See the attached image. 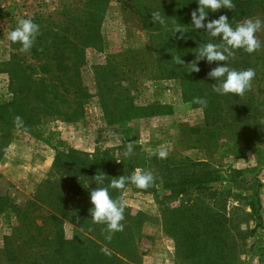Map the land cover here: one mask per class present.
I'll use <instances>...</instances> for the list:
<instances>
[{"label": "rangeland", "instance_id": "1", "mask_svg": "<svg viewBox=\"0 0 264 264\" xmlns=\"http://www.w3.org/2000/svg\"><path fill=\"white\" fill-rule=\"evenodd\" d=\"M61 1L0 0V104L12 96L3 63L18 52L9 46V33L20 20L50 13ZM117 1L112 0L101 26L103 51L86 53L81 74L91 98L83 114L72 122L58 115L43 117L34 133L12 130L0 155V195L18 208L31 200L49 173L57 141L88 154L108 150L116 159L139 153L140 163L148 167L143 170L156 177L155 193L126 187L120 199L133 215L145 217L138 242L141 264H264V50L252 56L256 76L252 91L242 97V106L249 109L245 122L238 117L217 118L214 108L206 116L202 108L184 101L176 80L135 75L129 79L137 89H131L129 98L142 110L132 119L109 124L97 97L94 67L103 66L110 55L146 42L144 34L124 18V6ZM255 3L256 12L248 19L264 21V0ZM257 37L264 43V29ZM17 54L25 65L35 64L29 54ZM121 101L110 99L106 104L113 109L125 104ZM129 142L133 153L126 157L122 148ZM161 145L169 154L154 170V156L160 158L151 153ZM185 176L200 181L199 188L172 196L165 185ZM13 217L9 212L0 215V248L2 236L11 232ZM64 230L71 238V225Z\"/></svg>", "mask_w": 264, "mask_h": 264}, {"label": "trees", "instance_id": "2", "mask_svg": "<svg viewBox=\"0 0 264 264\" xmlns=\"http://www.w3.org/2000/svg\"><path fill=\"white\" fill-rule=\"evenodd\" d=\"M117 2L124 6V18L136 31L144 34L146 42L110 55L103 66L94 67L97 97L107 123L132 119L142 110L129 98L131 89H137L136 82L129 79L135 75L178 81L185 102L202 108L191 102L196 97L207 100V107L202 108L206 116L212 112L208 110L214 108L218 112L217 118L224 115L226 120L234 121L238 117L245 122L248 119L249 109L242 106V97L213 91V84L220 83L208 77L209 71L217 67L215 62L209 64L206 59L201 60L197 64L200 72L188 73L186 65L196 59L199 46L209 42L223 43L220 38H213L192 25L191 12L199 7L198 0ZM232 2L234 10L209 12L208 20L226 15L235 28L254 16L255 0ZM111 3L112 0H62L52 12L31 17L40 26V35L29 53H22L19 50L21 45L9 40V46L22 55L29 54L35 64L25 65L18 52L3 63L10 77L12 96L0 104V155L10 142L12 130L34 133L43 117L58 115L63 121L72 122L83 114L91 95L83 84L82 68L86 65L89 49L97 53L103 51L101 26ZM157 11L164 18V24L153 22L151 14ZM177 27L182 28L183 39L178 38L180 33L175 34ZM253 55L242 49L235 50V55L226 62L227 66L237 71L252 68ZM177 57L185 65L177 64ZM110 99L122 100L125 104L110 109L106 104ZM16 116L22 118V124L14 121ZM53 152L46 179L23 207L18 208L6 195H0V215L9 212L14 216L10 234L2 236L0 264H141L138 242L145 223L143 214L137 212L133 215L125 208L124 231L115 233L111 241L105 239L106 225L93 223L90 215L93 207L90 192L96 187H108L112 198L120 199L124 190L112 189L111 179L123 175L130 177L137 168L148 169L147 165L140 163L141 155L136 153L137 158L124 159L121 156L116 159L108 150L88 154L61 141L56 142ZM153 162L156 170L165 159L157 161L154 156ZM101 173L107 178L99 185L93 177ZM199 183L195 178L185 176V179L165 186L172 196H177L196 191ZM134 186L131 182L126 185ZM147 190L155 193V186ZM66 224L72 227L71 238L65 234ZM103 248H107V254L101 251Z\"/></svg>", "mask_w": 264, "mask_h": 264}, {"label": "clouds", "instance_id": "3", "mask_svg": "<svg viewBox=\"0 0 264 264\" xmlns=\"http://www.w3.org/2000/svg\"><path fill=\"white\" fill-rule=\"evenodd\" d=\"M199 7L191 12L192 25L197 30L206 31L207 35L213 38H220L223 43H206L199 46L196 59L187 64L189 67V74L199 73L200 68L197 66L198 62L205 60L209 63H216L217 67L213 68L208 73V77L216 81L218 84H213V91L220 95L232 94L237 97H244L246 93L252 91L253 81L256 76L254 69L237 71L230 69L227 66V61L235 55V50H244L248 54H255L264 50V43L257 37V33L264 29V21L259 18L248 19L243 23L237 25L235 28L229 23L226 15H220L218 19L208 20L209 12H217L221 9L232 11L235 9V4L232 0H198ZM153 22L164 24L165 20L160 12H153ZM208 20L207 23L205 21ZM180 33L179 39L184 38L182 28L177 27L175 34ZM40 35V26L34 23L31 18L22 19L18 26L12 30L8 39L13 43L21 45L20 51L22 53H29L35 44L36 38ZM176 63L185 65V62L180 58H176ZM191 103L207 107V100L196 97ZM14 121L22 124V118L16 116ZM133 153V143L129 142L127 150L124 155L131 156ZM168 150L164 145H161L157 152L151 155H157L160 159L168 157ZM119 162V161H117ZM103 173L96 174L93 180L102 185L106 179ZM156 178L151 171L143 169H135L130 177L120 176L112 178L110 187L116 190H124L128 182H131L138 189L147 190L150 187L156 186ZM90 200L93 207L90 209V215L93 223L106 225L107 235L106 240L111 241L113 235L117 232L124 231L125 219V204L122 199H113L109 193L108 187H96L90 192ZM108 253L107 248L101 250Z\"/></svg>", "mask_w": 264, "mask_h": 264}]
</instances>
